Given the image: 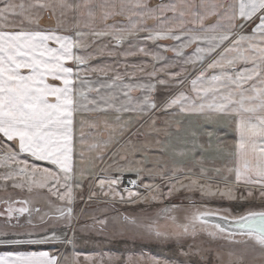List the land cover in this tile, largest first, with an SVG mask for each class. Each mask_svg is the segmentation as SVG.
I'll return each instance as SVG.
<instances>
[{
  "label": "snow or ice",
  "instance_id": "snow-or-ice-1",
  "mask_svg": "<svg viewBox=\"0 0 264 264\" xmlns=\"http://www.w3.org/2000/svg\"><path fill=\"white\" fill-rule=\"evenodd\" d=\"M0 3V248L5 249L0 251V264H80V253L75 251L77 232L104 229L108 223L93 218L91 225H78L74 205L85 200V181L89 189L86 202L99 194L125 202V196L117 191L120 176H104L108 169L95 173L96 161L103 160L110 145L118 143L116 134L123 138L140 125L132 135L163 133L171 141L169 128L174 124L179 131L183 119L193 116L202 117L205 125L217 130L221 119L227 118V126L237 139L227 143L218 132L207 131V142L199 143L192 132V140H183L180 150L156 139L153 143L161 155L153 158L155 168L117 170L121 175L135 172L137 179L144 173L161 183H144V196L125 189L127 200H162L188 190L199 192L202 199L238 205L243 210L205 205L204 210L195 209L186 216L184 223L169 215L170 226L156 221L144 224L132 216H124L123 224L131 226L134 234L156 240L204 234L217 243L216 248L181 250L182 256L197 257L185 264H213V257L218 264H225L220 241L244 246L239 255L229 250L226 264H264V0H180L155 8L145 0ZM44 11L52 16L59 12L55 27L41 26ZM71 12L77 14L74 24L68 23ZM167 12L174 15L168 17ZM116 16H126L129 26L109 24ZM187 16L192 17L194 27L187 26ZM211 16L216 22L205 24ZM149 19L158 22L151 31L144 27ZM61 30L72 34H60ZM140 32H147L146 40H172L177 46L160 45L159 51L149 52L143 47L132 51L130 45L124 52L106 54L125 60L140 54L151 57V65L132 66L148 83L123 84L125 76L114 68L90 67L95 56L87 50L98 39L109 37L119 46ZM193 47V54L187 55L186 50ZM81 51L87 54H78ZM166 52L173 57L163 54ZM104 54L98 51V55ZM198 66V74L185 88L184 81L191 75L189 67L196 71ZM89 73H99L111 83L92 86ZM125 75L133 79L136 74ZM158 87L166 89L159 100ZM134 91L142 98L134 101ZM156 113L180 119L165 120V126L157 128ZM145 125L147 130L142 133ZM128 149L145 156L149 151L147 145L138 148L131 138L120 150ZM176 157L195 161L200 166L199 175L178 177L177 172L183 169L176 164ZM168 160L173 161L171 169ZM217 162L222 163L211 169L206 166ZM138 163L143 165L146 160ZM129 183L135 186L137 181ZM177 207L164 211L170 213ZM215 218L221 222L216 223ZM42 245L71 246L73 255L28 250ZM256 246L258 257L253 255L252 261L246 262L245 255L255 253ZM152 264L169 262L153 259Z\"/></svg>",
  "mask_w": 264,
  "mask_h": 264
},
{
  "label": "rangeland",
  "instance_id": "rangeland-1",
  "mask_svg": "<svg viewBox=\"0 0 264 264\" xmlns=\"http://www.w3.org/2000/svg\"><path fill=\"white\" fill-rule=\"evenodd\" d=\"M147 34H137L136 38L131 40H126L123 44L117 46L116 42L109 37H104L98 39L87 51L91 52L95 59L90 61V67H105L109 66L118 71L121 75L125 76L123 84L129 83H148L147 77L143 76L136 68L132 67L133 65H151V57H144L143 54H140L136 57H129L127 60L123 56L119 57H110L106 53L107 51H117L124 52L129 50L130 45L132 51H137L140 47L146 48L149 52H156L160 50V45L166 46H177V42L172 40L158 41L153 42L151 40H146L145 36ZM107 46V47H105ZM103 50L104 55H98V51ZM194 52V47L186 50L187 55H192ZM78 54L84 55L87 54L84 51L79 52ZM169 58L173 57L171 52L163 53ZM207 63V62H206ZM205 63V67H206ZM128 65V67H125ZM179 71V68L175 69ZM200 67H197L196 71H192L189 67V72L191 75L187 80L184 81V87H190L189 81L198 74ZM147 71H151V67H148ZM135 72V78L130 79L127 74ZM82 74H84L82 72ZM111 76L112 73H109ZM89 80L92 82V86H96L97 82L99 83H111V80L101 76L99 73H89ZM153 83L155 81H152ZM166 89L158 87L157 89V99L162 98V94ZM172 91H176L173 87ZM139 95L135 96V101L139 98H142L141 93L137 92ZM159 117V121L156 125L157 128H163L165 125L163 121L165 120H175L180 119V117H173L171 114L165 116L160 113H156ZM124 119H128L127 116ZM143 123V122H142ZM228 119H221V127L217 130L216 128L209 127L204 124L202 117H185L183 123L181 124L180 130L177 131L175 125L173 124L169 131L172 134L171 141L165 139L163 133H160L159 136L156 134L149 135L145 137L134 136L133 132L137 128H140V125H135L132 128V132L125 133L123 138L119 136V133L116 134V139L118 141L115 146L110 145V150L108 151L107 158L101 163L100 167L102 169H108L107 172L103 173L106 177L115 178L120 176V186L117 191L122 193L125 196V202H121L119 197L113 199L110 196L105 197L103 194H99L97 198L93 199L90 202L87 201L88 196V182L85 181L84 185V201L77 200L74 205L75 214L77 216L78 225L93 223V218L98 220H107V226L104 229L99 227L90 229L86 232H77V239L75 243V251L80 253V264H152L153 259H158L161 261H167L169 264H185V261L189 259H197V257H185L182 256L181 250L189 251L195 250L198 247H211L216 248V242H210L208 237L204 234L198 235L195 238L184 237L179 240L172 238L169 240H156L154 238H148L146 236H141L139 233L134 234L131 231V226L123 224L124 216L136 217L141 223L147 224L153 221L158 222L160 225H171V220L167 219L169 215L175 216L177 218V223H184L185 217L190 216L195 209L204 210L205 205L209 208H225L233 207L234 211H242L243 209L240 206L229 205L228 203H221L218 201H209L202 199L200 193L197 191H188L181 190L180 192L175 193L171 197H166L162 200H149L147 202L143 200H138L135 203L127 200V192L125 188L129 181L136 180V188L133 192H139L142 196L147 195L146 190L143 188L144 183L159 184L161 180L159 178L152 179L147 177L144 173H141L140 179H137L135 172L125 171L123 175L117 170L128 169V168H155V163L153 158L160 156L161 153L156 150L157 146L153 143L156 139H160L163 143H171L177 150H180L184 147L183 140L187 139L188 141L192 140L191 133L196 132L197 137H199V143L207 142V131L218 132V135L227 143H232L235 141V132L231 127H228ZM147 125L144 128H141V132H146ZM179 137V141L177 140ZM131 138V142L139 148L140 145H147L149 151L145 155H142L140 152H133L132 149L120 150L121 146L124 145L126 141ZM107 139V136H105ZM215 138L213 139V144H215ZM163 144L161 145V147ZM114 152H119L118 155L113 156ZM197 157L200 153L197 151ZM123 157V159H122ZM141 160H146V163L141 165L138 162ZM115 161V164L113 163ZM176 164L183 169L181 172H177L178 177H187L190 175H199L200 166L195 163L193 160L182 161V158L176 157ZM222 162H217L215 165L208 164L206 165L211 169L212 167L220 166ZM234 161L230 163L229 166H232ZM97 165V164H96ZM109 165H113L109 168ZM168 168L171 169L173 166V161H167ZM97 165L95 168L96 174L100 175L101 172ZM189 169L191 171L189 172ZM3 171V169H0ZM169 175H172V172L169 171ZM208 175L211 177L213 173L209 171ZM94 183V181H93ZM99 193L98 189H96ZM166 191V189H165ZM26 195V193H25ZM103 198V199H100ZM173 205L178 206L177 209L173 212L166 213L164 209H171ZM252 242H250V245ZM53 247L52 245H42ZM42 246H35L33 248H39ZM219 246L224 253L223 259L226 262L229 257L227 252L232 250L239 255L240 250L244 247L243 245H228L225 241H220ZM66 247L70 250L73 255V249L71 246L66 245H57L55 248ZM65 255L69 256L68 253ZM253 255H259V248L256 246L255 253H248L245 255V261H252ZM85 257H91L89 260H85ZM213 264H218L215 261L214 257ZM235 259V257H233Z\"/></svg>",
  "mask_w": 264,
  "mask_h": 264
},
{
  "label": "crops",
  "instance_id": "crops-1",
  "mask_svg": "<svg viewBox=\"0 0 264 264\" xmlns=\"http://www.w3.org/2000/svg\"><path fill=\"white\" fill-rule=\"evenodd\" d=\"M68 2H70V3H79V2H81V0H68ZM131 2H134V0H131ZM145 2L149 5V7L155 8L157 5H160V4L179 3L180 0H145ZM0 6H2V3H0ZM201 14H202V10H201ZM41 15H42V19H41L40 23H41L42 27H44V28L55 27L56 20L59 17V12H57L56 16L50 15V13L47 12V11L42 12ZM165 15L168 16V17H172L174 14L172 12H167V13H165ZM76 18H77V14L75 12L69 13L68 14V23L69 24H74L75 21H76ZM216 19L217 18L215 16H211L205 21V24H208V25L214 24L216 22ZM186 20L188 21V25L187 26L189 28L194 27V25L191 23V20H192L191 16H187ZM108 23L109 24L115 23L117 27H128L129 26L126 16L113 17V18L109 19ZM157 26H158V22L155 21V20H151V19L147 20L145 22V25H144V27H146L149 31L154 30ZM99 27H102V25H99ZM81 30L85 31V32L88 31V29H86V28H82ZM60 34H72V33L71 32H67L66 33L63 30H61ZM138 34H147V32H140ZM53 46H55V44H53ZM69 66H72V65L70 64ZM240 66L241 65H237L238 68ZM137 95H139V94L137 92H135V91L132 93L133 100L136 98L135 96H137ZM236 139H237V136H236V133H235V140ZM106 158H107V155L104 156L103 160H97L96 161V164L100 168V169H98V170H100V172H101V169L103 167V166L100 167V165H101V163L104 162V160ZM44 166H47V165L44 164ZM95 172H96V170H95ZM98 191H99V189H98ZM100 199H103V198H100ZM4 250H5L4 248H0V251H4ZM21 250H25V249H21ZM28 250H37V251L45 250V251H50V252H60V253H63L64 255L66 253H68L70 255V257L72 255L70 250L68 248H66V247L55 248V247H49V246H42V247H39V248H31V249H28Z\"/></svg>",
  "mask_w": 264,
  "mask_h": 264
},
{
  "label": "built area",
  "instance_id": "built-area-1",
  "mask_svg": "<svg viewBox=\"0 0 264 264\" xmlns=\"http://www.w3.org/2000/svg\"><path fill=\"white\" fill-rule=\"evenodd\" d=\"M135 188H136V185L134 186V185H132L131 183H129V184H127V186H126L125 189H128V190H130V191H134Z\"/></svg>",
  "mask_w": 264,
  "mask_h": 264
},
{
  "label": "water",
  "instance_id": "water-1",
  "mask_svg": "<svg viewBox=\"0 0 264 264\" xmlns=\"http://www.w3.org/2000/svg\"><path fill=\"white\" fill-rule=\"evenodd\" d=\"M215 222L220 223L221 221L219 220V218H215Z\"/></svg>",
  "mask_w": 264,
  "mask_h": 264
}]
</instances>
